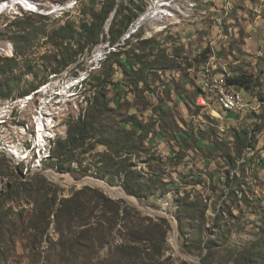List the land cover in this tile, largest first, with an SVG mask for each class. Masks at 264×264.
<instances>
[{
  "label": "rangeland",
  "instance_id": "obj_1",
  "mask_svg": "<svg viewBox=\"0 0 264 264\" xmlns=\"http://www.w3.org/2000/svg\"><path fill=\"white\" fill-rule=\"evenodd\" d=\"M7 1L10 0H0V5ZM25 1L37 8L18 5L15 14H0V42L9 46L0 47V55L14 56L15 46H21L15 45L11 39L20 34L19 29L12 25L20 18L33 14L38 28L37 39H33L30 47L22 49L24 58L20 57V66L15 72L22 77L20 89L12 98L0 100V146L8 145L20 152L15 160L0 151V264H107V260L119 252V247L129 244L128 238L131 237L122 225L115 224L112 228L107 203L87 191L78 197L80 209L70 220L55 218L60 199L70 198L86 186L100 190L113 200L124 201V204L135 208L142 218L166 219L170 230L165 254L159 258L161 261L168 259V263L172 264H208L203 261L208 254L207 249L191 251L184 246L177 207L179 195L183 192L190 194L192 200H197L195 196L200 197L198 200L208 205L204 219L198 223L204 232V240H213L221 232L229 235L224 247L212 249L210 260L213 264H221L219 260L243 250L250 243L264 242V102H261L264 99V58H259L258 66L253 64L254 60L248 56L244 44L232 38L230 28L233 23L228 20L224 21L222 29L231 47L226 48L228 51L216 64L220 71L225 64L230 72L237 70L252 78L251 89L236 88L247 98L249 108L239 114H224L216 104L206 107L197 104L200 95L196 72L198 74L201 66L209 60L213 62V58L203 60L200 55L208 50L211 54L213 52V20L215 22L217 16L223 15V0H161L164 3L162 8H167L169 4L180 5L188 14L178 12L181 19L178 23L165 25L157 20L136 29L134 26L140 18L158 0H115L116 7L105 24L101 42L91 52L86 49L79 55L78 62L59 74H55V64L44 58L49 50L55 51L46 44L48 38L44 33L67 24H74L76 31L80 32L83 21L90 20L83 11L90 13L92 9L101 10L106 0ZM234 3L240 7L239 1ZM56 4L59 8L53 10ZM118 10L121 11L118 23L133 19L129 28L131 35L124 42L121 39L111 46L109 30ZM261 16L264 18L263 11ZM233 17L231 15V19ZM220 21L217 18V22ZM132 29L137 31L132 32ZM240 32L243 34L244 28ZM154 38L156 44L150 42L146 48L140 45L141 41L149 42ZM77 40L78 37L72 42L75 50ZM127 41H131V45L126 50L134 45L133 48H139V51L134 50L135 54L145 58L140 64L145 69V82L128 87L120 68L114 65L111 69L114 85L109 87L108 101L118 111L108 121L110 124L115 121L113 126L119 127L121 121L134 114L143 121L154 123L155 129L144 143L143 153L134 158V164L138 171L154 172V177L158 174L161 180L169 184L170 191L161 193L159 200L150 199V202L127 194L120 175L111 184L108 177L100 179L87 175L78 178L79 175L70 172L59 173L53 165L55 158L48 154L53 152L58 139L66 138L68 120L78 118L90 105L93 95L90 82L96 81L108 55L118 53V46L122 48ZM98 49L103 50V55L96 60ZM162 49H167L169 56L181 54L174 66L166 59L155 63L156 54ZM233 51L245 56L242 64L234 65L236 55H233ZM122 59L123 63H127L123 56ZM136 61L140 59L136 58ZM107 63L110 65V62ZM27 66H32L34 72L25 73ZM216 72L221 74L218 69ZM70 80L77 81L65 89L64 83ZM53 87L57 90L52 91ZM47 98L46 106L42 107V102ZM42 110L49 120L46 125L50 139L47 149L37 141L40 128L36 119ZM123 127L127 125L123 124ZM232 129L256 130L252 138L253 148L246 149L240 159L236 157L235 165L229 159V156H236ZM89 159L97 160L93 157ZM37 163L43 170H32ZM77 165L75 162L74 166ZM44 171H53L62 182L52 181ZM85 178L107 182L112 188L126 193L130 200L100 187L79 184ZM227 180L246 194V204L240 194L242 191L234 194L237 189L229 187ZM19 182H33L28 187L31 190L22 193ZM56 194L58 203L47 219L48 207L45 202L52 203ZM35 197L43 210L38 208ZM223 211L226 213L223 214ZM88 230L96 240L94 244ZM144 234L146 230L141 229L139 235ZM142 250L143 261L138 259L136 263L127 261L126 264H158L144 251V247Z\"/></svg>",
  "mask_w": 264,
  "mask_h": 264
},
{
  "label": "trees",
  "instance_id": "obj_2",
  "mask_svg": "<svg viewBox=\"0 0 264 264\" xmlns=\"http://www.w3.org/2000/svg\"><path fill=\"white\" fill-rule=\"evenodd\" d=\"M115 7V0H106L101 10L92 9L90 13L83 11V14L89 17L90 20L83 21V24L79 27L80 32L76 31L74 24H67L60 28H54L49 33H44V36L48 38L46 44L51 45L55 50L54 52L49 50L44 58L49 59L52 62L51 64H55V74L68 69L71 65L78 62L79 55L83 54L86 49L91 52L101 42L105 24L110 14L115 10ZM120 15L121 11L119 12L118 10L109 30L111 46H115L121 41L124 34L129 30L131 21L133 20L128 18L118 23L117 19ZM33 16V14H30L12 24L19 29L20 34L12 36L11 39L15 45L20 44L21 46L19 48L15 46L14 56L0 55V100L12 98L15 92L20 89L22 77L15 74V72L20 66V57L24 58L22 49L30 47L33 44V39H37L38 37V28ZM36 16L49 19V17L43 15ZM76 37L79 40L76 41L75 45H77V48L75 50L72 42H75ZM150 42L156 44V39L154 38L149 42L141 41L140 45L146 48ZM130 45L131 41H127L122 48L118 46V53L111 52L102 67L101 73L97 75L96 81L90 82V86L93 89L90 105L78 118L68 120L66 138L58 139L53 149L52 156L55 158L53 165L56 166V170L59 173L70 172L79 175L80 177L78 178L87 175L100 179L108 177L107 180L111 184L120 175L123 177L122 187L127 194L135 196L141 201L150 202V199L159 200L161 193L165 194L170 191L168 188L169 184L161 180L158 174L154 177V172L146 173L138 171L137 166L134 164V158L143 153L142 147L155 129L154 123L143 121L134 114L121 121L119 127L113 126L115 121L112 122L113 124H110V121H108L111 119L112 114L118 111L113 109L110 101H108L109 87L114 85L111 70L114 65L120 68L128 87H133V85L139 86L145 82L143 78L145 69L140 66L143 63L142 59L145 58L143 55L139 56L135 54L134 50L136 48H133L134 45L130 50H126ZM137 50L139 51V48ZM166 51L168 50L162 49L156 54L157 61L155 63L166 59L174 66L176 60L181 57V54L174 53L169 56ZM122 56L127 63H123ZM210 56V50L200 55L203 60L209 59ZM136 58L140 59V61H136ZM110 59L112 61H109ZM107 62H110V65ZM129 65L130 68H128ZM32 72H34V68L27 66L25 73ZM133 76H135L134 82H132ZM196 76H194V81ZM228 84H231L232 87L249 90L252 86V78L236 70L234 73L231 72ZM198 91L200 95L202 90L198 88ZM261 102H264V99ZM118 109H120V106ZM217 109L227 114V112L218 106ZM123 124H126L127 127H123ZM255 132L256 130L251 129L231 130V137L236 148V156H229V159L234 165L236 164V157L240 159L246 149L253 148L252 138ZM100 148L102 150H99ZM90 157L97 160H90ZM87 160L89 162L86 164ZM75 162L78 163L77 166H74ZM93 168L96 170L93 171ZM227 182L229 187L237 189L233 187L231 180H227ZM19 183L22 193L29 192L31 188L28 190V187L33 184V182ZM236 187L240 188V186ZM87 191L92 192L107 203V213L112 216V228L115 227V224L122 225L127 231V235H131L128 238L129 244L119 247V252L114 254L111 259H108L107 264H126L127 261L136 263L138 259L143 261L142 247H144V251L152 259H155L156 263L172 264L168 263V259L164 261L159 260V258L164 256L166 251L167 234L170 230L167 220L164 218H157L156 220L150 217L142 218L135 208L124 204L122 200L116 201L111 199L98 189L86 186L72 197L60 199V207L55 212V218L70 220L71 216L80 209L78 197ZM239 191L242 190L237 189L234 194H239ZM240 194L243 202L246 204V194L243 191ZM195 198L197 200H192L191 195L186 192L179 195L177 202L179 231L184 239V246L189 247L191 251H203V249H207L208 254L203 261L213 264L212 260H210L212 249L216 246L224 247L223 245L228 241L229 235L221 232L213 240L212 238L203 239L204 232L200 230L201 227L198 223L204 219L208 205L198 200L201 199L200 197L195 196ZM58 200V194H56L52 203L45 202L46 208L48 207L47 214L45 215L47 219L50 218ZM34 201L40 209V204L36 197ZM224 213L226 211H223ZM220 219L222 220V217ZM141 229L146 230V234L139 235ZM88 233H90V239L94 244L96 240L92 238L91 230H88ZM186 241L189 243L185 244ZM218 262L221 264H264V242L256 241L250 243L243 250L232 253L224 260L221 259Z\"/></svg>",
  "mask_w": 264,
  "mask_h": 264
},
{
  "label": "bare ground",
  "instance_id": "obj_3",
  "mask_svg": "<svg viewBox=\"0 0 264 264\" xmlns=\"http://www.w3.org/2000/svg\"><path fill=\"white\" fill-rule=\"evenodd\" d=\"M162 4L164 3L161 2V0L154 1L152 6L147 11V13L144 14L140 18V20L138 21L136 26H134V28L135 29L140 28L144 26L146 23H153L157 20H160L161 24H165V25L178 23L181 21L178 12L180 13L185 12L188 14V11L186 12L185 9H183L180 5L173 6L169 4L167 8H162L161 7ZM18 5H22L24 8H33V9L37 8L35 5L30 4L28 1H25V0H13V1L4 2L0 5V14L4 12H10L12 14H15L17 11ZM58 8H59V5L56 4L53 7V10L54 9L57 10ZM229 8L230 6L227 9ZM227 12H229V10H227ZM134 31L136 32L137 30H133L132 32ZM0 47L8 48L9 46L0 42ZM102 55H103V50L98 49L95 55V59L96 60L100 59ZM217 69L218 68L215 66L214 62H212V60H209L208 62H206L205 64L201 66L197 74L198 75L197 85H198V88L202 90L199 98L197 99V104L199 106L206 107L207 105L216 104L218 102H220V105H228V96L224 94H229V91L231 89H234V87H232L231 84L230 85L228 84V80L230 79V74L228 72H223L221 74H218L216 72ZM76 81L77 80H70L64 83L65 89L70 87L73 83H76ZM213 84H214V91H213V87L210 86ZM54 90H57V88L53 87L52 91ZM44 93H46V90L44 91ZM202 95L204 97H202ZM239 99H247V98L243 95L242 92H239ZM47 101H48V98L42 102V107L46 106ZM247 108H249V106L242 107L241 112L245 111ZM223 110L227 113H231L229 109H223ZM47 120L48 119L44 117V110H42L40 112L39 117L36 119V121L39 124V128H40L38 132V136H37V141L39 145L43 146L45 149H47V146L50 143V139L48 138L47 133H46V125H48L49 123V120L48 121ZM0 151H4L9 156L13 157L15 160L19 158L20 152L17 149H14L13 147H9L8 145H1ZM38 163L34 166L35 169L43 170V168L40 167V164ZM45 172L52 181L57 182V183L62 182L61 179L53 171H45ZM89 181L94 186L100 187L111 194L117 193L121 196H125L128 200H130L127 197L126 193L120 192L116 188H112L107 182L100 181V180H93V178H91ZM188 258L192 259L190 257Z\"/></svg>",
  "mask_w": 264,
  "mask_h": 264
},
{
  "label": "crops",
  "instance_id": "obj_4",
  "mask_svg": "<svg viewBox=\"0 0 264 264\" xmlns=\"http://www.w3.org/2000/svg\"><path fill=\"white\" fill-rule=\"evenodd\" d=\"M235 1H239L240 7L235 5ZM222 2L225 3L223 4L224 6L222 9L223 15L217 16V18L221 20L220 22H217L221 27L217 29V32L214 31L213 33L215 39L211 40L213 52L210 58H213V62L220 73L228 72L231 75V72L227 69L225 64L223 65L222 71H220L216 64V61L222 59L224 54L228 51L226 48L231 47L230 43L227 41V37L223 35V23L225 20L233 23V26L230 28L232 38L244 44L245 51L249 54L248 56L252 57L251 59L254 60L253 64L258 66L259 58H264V18L261 16L262 11L264 12V0H223ZM228 6H230L229 9H227ZM227 10H229L228 15H226ZM231 15L234 16L233 19H231ZM260 16L261 18L259 19ZM237 22L240 24L238 25ZM213 23L215 25L214 20ZM242 28H244L243 34L240 32ZM233 55H236L234 65L242 64V59L245 56L241 53L237 54L236 51H233ZM228 56L231 58V55ZM234 89H236V87H234Z\"/></svg>",
  "mask_w": 264,
  "mask_h": 264
},
{
  "label": "built area",
  "instance_id": "obj_5",
  "mask_svg": "<svg viewBox=\"0 0 264 264\" xmlns=\"http://www.w3.org/2000/svg\"><path fill=\"white\" fill-rule=\"evenodd\" d=\"M260 18H261V16L259 17V19ZM220 27L221 26L218 25L217 17H216L215 18V32H217V29L220 28ZM254 30H255V28H254ZM224 48H225V46H224ZM262 49H263V46H262ZM82 78L83 77H81V79ZM214 84L210 85V86L213 87V91H214ZM239 92H242V91L239 90V89H231L229 91V94H224V95L228 96V105H220V102H218V103H216L215 106H218L220 109H229V111L231 113H238L239 114L241 112L242 107L249 106V102H247V99H239ZM202 97H204V96L202 95ZM207 106H212V105H207ZM48 154L50 155L52 153H48ZM32 170H36V169L32 168Z\"/></svg>",
  "mask_w": 264,
  "mask_h": 264
},
{
  "label": "water",
  "instance_id": "obj_6",
  "mask_svg": "<svg viewBox=\"0 0 264 264\" xmlns=\"http://www.w3.org/2000/svg\"><path fill=\"white\" fill-rule=\"evenodd\" d=\"M130 29L128 30L127 34H125L123 37H122V41L124 42L131 34L129 33ZM44 173L46 174V172L44 171ZM47 175V174H46ZM91 178H85L83 179L81 182H79V184H83V185H90L91 187H97V186H94L93 184L90 183V180ZM93 180H98V179H94ZM62 184H65V183H62ZM111 195V194H110Z\"/></svg>",
  "mask_w": 264,
  "mask_h": 264
}]
</instances>
